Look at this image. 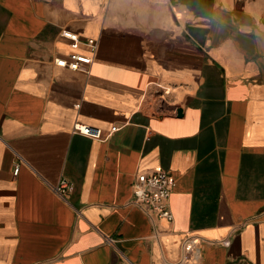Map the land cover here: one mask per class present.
Returning a JSON list of instances; mask_svg holds the SVG:
<instances>
[{
    "label": "crops",
    "instance_id": "0c3cea01",
    "mask_svg": "<svg viewBox=\"0 0 264 264\" xmlns=\"http://www.w3.org/2000/svg\"><path fill=\"white\" fill-rule=\"evenodd\" d=\"M0 264H264V0H0Z\"/></svg>",
    "mask_w": 264,
    "mask_h": 264
},
{
    "label": "built area",
    "instance_id": "2783aa9c",
    "mask_svg": "<svg viewBox=\"0 0 264 264\" xmlns=\"http://www.w3.org/2000/svg\"><path fill=\"white\" fill-rule=\"evenodd\" d=\"M60 35L65 37L72 50L67 57H56L55 63L68 67L70 69H81L92 60V56L76 51L80 43H84L94 51L96 41L93 38L82 39L79 34L71 30H62ZM117 126H112L111 131L115 130ZM73 130L75 132L84 134L93 139H103L106 137L103 129L99 126L86 124L81 121L73 123ZM18 171V166L15 167L14 172ZM176 185V178L166 169L158 167L150 172H140L137 174L133 182V199L132 203L146 212L155 214L158 217L173 219V213L170 208V196L172 190ZM69 187V180L61 178L55 185L54 191L62 198H66V193ZM108 242L112 239L108 238ZM199 248L193 244L190 239L184 242V257L196 255Z\"/></svg>",
    "mask_w": 264,
    "mask_h": 264
},
{
    "label": "water",
    "instance_id": "95a60500",
    "mask_svg": "<svg viewBox=\"0 0 264 264\" xmlns=\"http://www.w3.org/2000/svg\"><path fill=\"white\" fill-rule=\"evenodd\" d=\"M177 113L178 114H181L182 113V109L181 108H178Z\"/></svg>",
    "mask_w": 264,
    "mask_h": 264
}]
</instances>
